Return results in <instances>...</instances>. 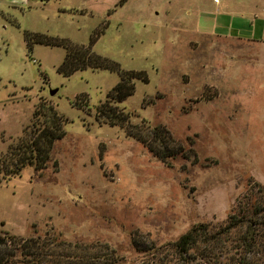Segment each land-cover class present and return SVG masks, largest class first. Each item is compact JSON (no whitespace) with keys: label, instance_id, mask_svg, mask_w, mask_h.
<instances>
[{"label":"rangeland","instance_id":"374dc122","mask_svg":"<svg viewBox=\"0 0 264 264\" xmlns=\"http://www.w3.org/2000/svg\"><path fill=\"white\" fill-rule=\"evenodd\" d=\"M45 1L0 12V229L53 242V250H64L59 242L107 243L121 264H142L158 259L133 240L163 246L246 209L261 223L250 258L264 264V44L192 32L184 22L197 0ZM103 27L94 49L147 72L119 106L149 143L165 127L174 155L162 159L127 129L97 119L116 72L65 76L57 71L65 49L38 44L29 52L23 34L87 44ZM50 105L66 133L46 163L28 162Z\"/></svg>","mask_w":264,"mask_h":264},{"label":"trees","instance_id":"16d2710c","mask_svg":"<svg viewBox=\"0 0 264 264\" xmlns=\"http://www.w3.org/2000/svg\"><path fill=\"white\" fill-rule=\"evenodd\" d=\"M105 27V26H104ZM95 29L87 44L78 43L70 38L55 36L42 32L24 29V40L29 52H32L37 44L57 46L65 49V57L57 66V71L65 76H71L75 72L84 69H107L116 72L120 79L107 95V99L98 106L96 117L113 126H121L127 129V135L144 141L150 149L160 158L166 159L175 154V148L171 145V136L167 135L165 127L155 128L153 142L145 138L144 129L132 122L131 116L124 111L119 103L132 95L136 88L137 79H146L145 70L124 69L122 64L106 55L97 52L94 47L105 28ZM44 105L40 103L36 110ZM41 107V108H40ZM51 116L43 126L38 123L33 130L32 141L28 144L31 154L27 156L28 162L38 159L40 165L46 163L57 139L65 135L64 120L57 109L50 105ZM158 143V145H157ZM36 152V155L34 153ZM258 211L255 210L256 215ZM251 211L244 209L241 213L233 214L229 222L222 227H211L201 223L195 225L189 231L182 234L175 242L165 245L141 247L137 239L133 240V246L143 252H151L158 261L152 262V258L142 264H255L250 258L259 238L258 218H252ZM50 244V245H49ZM57 247L64 250L51 249L53 242H45L40 237H22L0 229V264H121V258L116 251L106 244H79L73 242H59ZM98 248L91 254V249ZM165 249V252H164ZM58 252V253H56ZM163 253V255H157ZM64 257H66L64 259Z\"/></svg>","mask_w":264,"mask_h":264},{"label":"crops","instance_id":"0c3cea01","mask_svg":"<svg viewBox=\"0 0 264 264\" xmlns=\"http://www.w3.org/2000/svg\"><path fill=\"white\" fill-rule=\"evenodd\" d=\"M31 1L33 0H0V12L4 10L8 14V11H19V14L25 10L26 5L31 7ZM187 12L189 16L184 23L192 32L264 44V0H197ZM17 14L14 15L16 21L12 22L19 26Z\"/></svg>","mask_w":264,"mask_h":264},{"label":"water","instance_id":"95a60500","mask_svg":"<svg viewBox=\"0 0 264 264\" xmlns=\"http://www.w3.org/2000/svg\"><path fill=\"white\" fill-rule=\"evenodd\" d=\"M56 92V90H53L52 93L54 94Z\"/></svg>","mask_w":264,"mask_h":264}]
</instances>
